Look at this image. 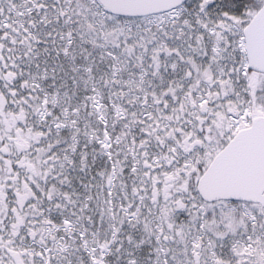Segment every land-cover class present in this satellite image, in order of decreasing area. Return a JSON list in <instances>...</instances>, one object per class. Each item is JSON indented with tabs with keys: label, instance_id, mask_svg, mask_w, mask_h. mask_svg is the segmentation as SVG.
Masks as SVG:
<instances>
[{
	"label": "snow or ice",
	"instance_id": "1",
	"mask_svg": "<svg viewBox=\"0 0 264 264\" xmlns=\"http://www.w3.org/2000/svg\"><path fill=\"white\" fill-rule=\"evenodd\" d=\"M0 264H264V0H0Z\"/></svg>",
	"mask_w": 264,
	"mask_h": 264
}]
</instances>
